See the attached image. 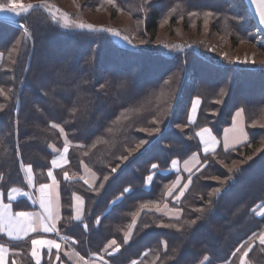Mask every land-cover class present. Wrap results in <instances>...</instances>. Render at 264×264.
Here are the masks:
<instances>
[{"label": "trees", "instance_id": "1", "mask_svg": "<svg viewBox=\"0 0 264 264\" xmlns=\"http://www.w3.org/2000/svg\"><path fill=\"white\" fill-rule=\"evenodd\" d=\"M33 1L15 22L0 20V190L27 188L21 166L31 167L35 184L45 182L48 147L66 140L67 171L78 173L84 164L97 176L93 188L60 182L59 232L83 257L100 254L114 239L121 247L107 257L111 264H238L253 244L246 264H264V243L255 241L264 216L254 215L264 204V64L230 63L197 44L154 41L159 29L172 37L195 27L231 48L260 39L264 55L244 1L69 0L79 12L127 16L131 24L119 36L132 32L145 41L133 40V49L120 46L115 32L67 27L53 14L57 0L44 1L50 7ZM193 99L200 104L190 123ZM237 109L247 141L201 154L197 130L208 127L220 139ZM194 153L200 169L183 174L173 190L176 174L166 170ZM73 193L84 200L86 231L71 218ZM164 206L178 214H165ZM17 257L32 264L27 248Z\"/></svg>", "mask_w": 264, "mask_h": 264}, {"label": "crops", "instance_id": "2", "mask_svg": "<svg viewBox=\"0 0 264 264\" xmlns=\"http://www.w3.org/2000/svg\"><path fill=\"white\" fill-rule=\"evenodd\" d=\"M200 100L193 99L188 111V121L196 120ZM201 154L214 152L219 147L224 150L235 148L247 141L244 115L241 109H237L231 116L230 124L224 127L221 138L216 139L208 127L197 130ZM70 144L64 141L62 146L50 144L48 149L52 153L49 167L46 170V181L35 184L34 174L30 166H21L26 189L11 188L5 194L0 190V264H19L21 259L17 256L27 248L32 264H111L107 257L116 255L121 245L114 239L108 240L100 254H90L83 257L74 251L70 245L75 241L59 232L62 220L60 182L80 180L88 188L95 187L96 174L81 164L78 173L70 174L66 167L69 164ZM201 161L197 153L192 154L183 161L173 160L166 172L176 174V189L182 175H192L200 169ZM153 175L146 178L145 187L149 188ZM1 181V175H0ZM189 181L179 190L177 199H180L187 189ZM115 199L112 203L117 202ZM164 213L176 216L177 211H172L164 206ZM85 206L83 198L73 193L71 196V218L74 222L84 223ZM257 218L264 216V204L254 208ZM129 240L126 237L125 242ZM257 243H264V228L257 234ZM241 255L238 264H246L245 256L249 249ZM14 255V256H13ZM133 260L128 264H136Z\"/></svg>", "mask_w": 264, "mask_h": 264}, {"label": "rangeland", "instance_id": "3", "mask_svg": "<svg viewBox=\"0 0 264 264\" xmlns=\"http://www.w3.org/2000/svg\"><path fill=\"white\" fill-rule=\"evenodd\" d=\"M39 1H43V2H39V4L50 7V5L44 2L46 0H39ZM210 1L216 2L218 0H210ZM33 2H34L33 0H0V20H4L6 22H15V19L19 17L18 14L21 13L23 10H25V7L31 4L32 5L38 4V3H33ZM57 2L60 4L56 8L58 12L53 13V14L64 19L67 27L76 28L77 30L94 29L97 32H100V31L115 32L117 35L113 36V39L120 46H125L128 49H133L135 44H137L135 41L139 42L140 44L145 43V41H141L138 39L137 33L133 34L132 32L131 33L126 32L124 34L125 36H119V32L121 31V29L126 28L125 26H127L128 24H131V20L127 16L117 15L115 19H110L109 18L110 15L109 13H107L108 11H105V12L96 11L95 12V11L86 9L87 7H84L86 10L84 9L83 11L79 12L77 11L78 5L75 6L69 0H57ZM65 9L70 10V11H67V12H70V14L66 13ZM134 26H135V23H134ZM180 26L181 25L178 24L179 29H180ZM165 28L159 29V31L156 33L154 41L158 42L156 43L158 45H163L165 43H170V42L172 43H183L184 42L187 44L190 43L191 45L197 44L204 48L207 47L208 51L211 54H214L215 56L217 55L218 58H224L230 63H239L242 65V64H252L254 62H260L264 64V55L262 54V52L259 51V49H257L258 46L260 45L259 44L261 41L260 39H256L252 43H245V44L240 43L236 47L231 48L229 41L224 39L222 36H219L212 32L208 33L204 29L201 30V32L196 33V31L194 30L195 29L194 27L193 29H190V30L188 29V32L186 33L181 32L172 37H167V30ZM207 35H208V42L206 41L207 38H205ZM210 43L211 45L209 46ZM189 48H192V46H190ZM175 51L177 50L175 49ZM62 52L63 51L55 50V55L60 54ZM206 55L209 57V54H206ZM74 70L76 71L78 70V68L76 67ZM185 78H186V75L183 74V76L180 78V82H181L180 85H182L185 82ZM142 86L143 85L141 86L137 85V89H140ZM244 98L248 100V98L246 97ZM102 112L103 110H101V113ZM166 123L168 122L166 121ZM94 127H95V124L91 126V129ZM170 140L174 141L175 139H173V137H170ZM208 234L209 233L207 232V235Z\"/></svg>", "mask_w": 264, "mask_h": 264}, {"label": "water", "instance_id": "4", "mask_svg": "<svg viewBox=\"0 0 264 264\" xmlns=\"http://www.w3.org/2000/svg\"><path fill=\"white\" fill-rule=\"evenodd\" d=\"M258 31L264 38V0H243Z\"/></svg>", "mask_w": 264, "mask_h": 264}]
</instances>
